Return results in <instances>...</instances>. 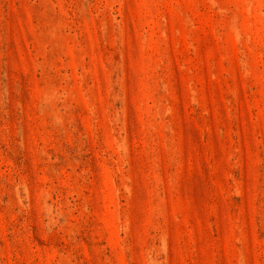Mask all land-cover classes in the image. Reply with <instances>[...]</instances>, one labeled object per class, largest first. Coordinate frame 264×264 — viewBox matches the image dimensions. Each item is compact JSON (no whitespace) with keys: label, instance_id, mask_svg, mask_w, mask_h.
Listing matches in <instances>:
<instances>
[{"label":"rangeland","instance_id":"rangeland-1","mask_svg":"<svg viewBox=\"0 0 264 264\" xmlns=\"http://www.w3.org/2000/svg\"><path fill=\"white\" fill-rule=\"evenodd\" d=\"M0 264H264V0H0Z\"/></svg>","mask_w":264,"mask_h":264}]
</instances>
